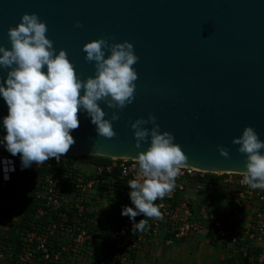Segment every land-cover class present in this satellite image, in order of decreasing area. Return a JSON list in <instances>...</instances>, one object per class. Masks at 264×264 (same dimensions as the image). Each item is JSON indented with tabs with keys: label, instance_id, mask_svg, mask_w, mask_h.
Returning a JSON list of instances; mask_svg holds the SVG:
<instances>
[{
	"label": "water",
	"instance_id": "water-1",
	"mask_svg": "<svg viewBox=\"0 0 264 264\" xmlns=\"http://www.w3.org/2000/svg\"><path fill=\"white\" fill-rule=\"evenodd\" d=\"M25 13L46 24V38L66 52L81 80L94 75L81 51L88 42L127 41L139 58L133 102L112 123L116 135L98 136L78 113L79 127L70 132L75 143L64 156L135 160L148 144L134 147L130 124L149 115L196 171L243 172L246 157L232 140L245 127L264 141V0H0V46L10 49L7 31ZM6 71L0 69V80ZM99 106L105 119L115 111ZM6 115L0 98V118Z\"/></svg>",
	"mask_w": 264,
	"mask_h": 264
},
{
	"label": "built area",
	"instance_id": "built-area-1",
	"mask_svg": "<svg viewBox=\"0 0 264 264\" xmlns=\"http://www.w3.org/2000/svg\"><path fill=\"white\" fill-rule=\"evenodd\" d=\"M4 159L13 161L15 171L5 181L0 164V264H78L77 253L79 261L91 264H130L147 243L163 237L162 244L170 247L202 231L236 248L244 263L264 264V190L241 184V173L182 169L174 191L154 202L162 205L163 218H149L146 230L133 235L132 222L120 213L132 207L128 181L142 180L135 160L93 164L63 156L18 170L19 154L12 157L0 147ZM188 184L226 190L227 211L217 214L207 197L186 200ZM11 228L19 245L5 246Z\"/></svg>",
	"mask_w": 264,
	"mask_h": 264
},
{
	"label": "clouds",
	"instance_id": "clouds-1",
	"mask_svg": "<svg viewBox=\"0 0 264 264\" xmlns=\"http://www.w3.org/2000/svg\"><path fill=\"white\" fill-rule=\"evenodd\" d=\"M74 27L81 25L77 22ZM46 32V24L35 13H25L7 31L10 49L0 46V69L7 70L0 80V98L7 107V115L0 118L5 133L0 147L12 157L19 154L21 170L50 158L59 162L75 143L70 132L79 127L78 113L86 114L98 136L113 138L112 123L119 119L117 112L133 102L138 78L132 66L139 58L131 43H110V38L102 37L83 45L84 60L93 63L94 75L81 80L66 52L57 53ZM100 103L115 110L109 119L104 118ZM148 124L150 129L144 127ZM130 128L135 148L148 144L133 164L142 180L131 179L127 184L132 207L124 206L120 213L132 222L135 235L146 230L149 218H163L162 205L154 202L174 191L177 176L187 168V157L172 134L161 133L155 117L137 119ZM232 143L246 157L240 183L264 190V141L253 128L245 127ZM218 152L228 157L226 149L218 148ZM0 164L7 181L15 171L13 161L4 159ZM141 215L144 218L135 222Z\"/></svg>",
	"mask_w": 264,
	"mask_h": 264
},
{
	"label": "crops",
	"instance_id": "crops-1",
	"mask_svg": "<svg viewBox=\"0 0 264 264\" xmlns=\"http://www.w3.org/2000/svg\"><path fill=\"white\" fill-rule=\"evenodd\" d=\"M183 195L191 202L209 198L214 202L216 213L219 215L227 211L230 201L226 190L216 192L213 187H196L195 184H188ZM161 238L143 245L142 250L133 256L130 264H246L242 262L236 248L213 241L206 231L191 234L174 247H165ZM73 259L78 264H86L78 260V253Z\"/></svg>",
	"mask_w": 264,
	"mask_h": 264
},
{
	"label": "trees",
	"instance_id": "trees-1",
	"mask_svg": "<svg viewBox=\"0 0 264 264\" xmlns=\"http://www.w3.org/2000/svg\"><path fill=\"white\" fill-rule=\"evenodd\" d=\"M81 160L82 161H86L88 163H93V164H102V163H106L107 162L106 159H102V158H98V157H81ZM3 241L5 243V246H7L8 243L15 245L14 244L15 241H16L15 243L19 245L18 239H17V237L15 235V232H14L13 228H11L9 230L8 239L3 238ZM17 246H16V249H18ZM242 262H244V261L242 260Z\"/></svg>",
	"mask_w": 264,
	"mask_h": 264
},
{
	"label": "rangeland",
	"instance_id": "rangeland-1",
	"mask_svg": "<svg viewBox=\"0 0 264 264\" xmlns=\"http://www.w3.org/2000/svg\"><path fill=\"white\" fill-rule=\"evenodd\" d=\"M176 244H174L173 246H170V247H174ZM89 259V258H88ZM83 262H85L86 264H91L90 260L87 261V260H83Z\"/></svg>",
	"mask_w": 264,
	"mask_h": 264
}]
</instances>
